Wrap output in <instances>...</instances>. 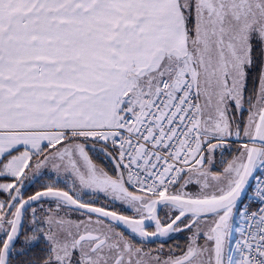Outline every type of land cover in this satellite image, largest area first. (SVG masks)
I'll return each instance as SVG.
<instances>
[{"label": "snow or ice", "instance_id": "1", "mask_svg": "<svg viewBox=\"0 0 264 264\" xmlns=\"http://www.w3.org/2000/svg\"><path fill=\"white\" fill-rule=\"evenodd\" d=\"M0 264H264V0H0Z\"/></svg>", "mask_w": 264, "mask_h": 264}]
</instances>
